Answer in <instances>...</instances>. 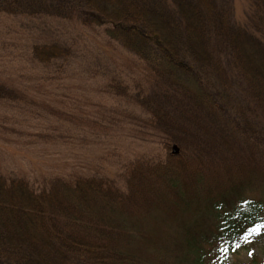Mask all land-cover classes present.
Returning a JSON list of instances; mask_svg holds the SVG:
<instances>
[{
	"label": "trees",
	"instance_id": "trees-1",
	"mask_svg": "<svg viewBox=\"0 0 264 264\" xmlns=\"http://www.w3.org/2000/svg\"><path fill=\"white\" fill-rule=\"evenodd\" d=\"M246 1L240 22L232 0H0V13L61 29L18 55L36 81L80 76L96 48L130 55L133 74L102 87L165 150L108 178L0 174V264H223L264 223V0ZM79 48L90 54L76 61ZM12 87L0 82V100L35 109L34 88Z\"/></svg>",
	"mask_w": 264,
	"mask_h": 264
},
{
	"label": "rangeland",
	"instance_id": "rangeland-1",
	"mask_svg": "<svg viewBox=\"0 0 264 264\" xmlns=\"http://www.w3.org/2000/svg\"><path fill=\"white\" fill-rule=\"evenodd\" d=\"M232 6L234 18L241 22L247 1L232 0ZM56 30L61 31L46 17L21 19L0 13V82L12 85L14 95L15 82L38 92L32 98L35 109L31 111L15 107L12 100H0V174L24 177L32 183L56 173L74 171L108 178L112 173H120L124 165L137 157L162 159L165 150L156 133L142 137L132 120L134 115L114 110V99L102 87V78L120 76L125 80L133 74L129 68L135 69V65L130 55L121 50L106 51L116 58L114 63L107 59V53L96 52L100 50L96 48L93 60L82 64L80 76L75 72L65 79L36 81L29 70L20 71L24 65L20 64L19 53H24L31 41H43L44 36L57 34ZM67 33H71L68 28ZM76 41L79 43V39ZM87 54L90 52L85 48L74 49L76 61ZM94 71L97 76H91ZM42 100L63 106L69 118L60 114L51 116L63 117L61 120H47L51 116L41 110L42 104H37ZM71 117L73 127L69 126ZM257 229L260 231L248 232L235 242L223 264H264V223Z\"/></svg>",
	"mask_w": 264,
	"mask_h": 264
},
{
	"label": "water",
	"instance_id": "water-1",
	"mask_svg": "<svg viewBox=\"0 0 264 264\" xmlns=\"http://www.w3.org/2000/svg\"><path fill=\"white\" fill-rule=\"evenodd\" d=\"M171 152L173 154H177L179 152V149H178L177 145H175V144L172 145Z\"/></svg>",
	"mask_w": 264,
	"mask_h": 264
},
{
	"label": "snow or ice",
	"instance_id": "snow-or-ice-1",
	"mask_svg": "<svg viewBox=\"0 0 264 264\" xmlns=\"http://www.w3.org/2000/svg\"><path fill=\"white\" fill-rule=\"evenodd\" d=\"M260 231V229H257V232H259Z\"/></svg>",
	"mask_w": 264,
	"mask_h": 264
}]
</instances>
